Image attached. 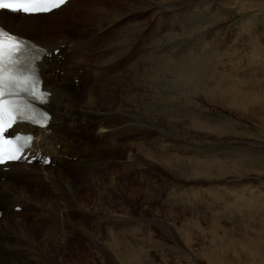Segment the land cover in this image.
I'll return each instance as SVG.
<instances>
[{"label": "rangeland", "instance_id": "1", "mask_svg": "<svg viewBox=\"0 0 264 264\" xmlns=\"http://www.w3.org/2000/svg\"><path fill=\"white\" fill-rule=\"evenodd\" d=\"M96 1L77 0L57 15L40 18V33L53 39L63 31L82 32L84 11ZM99 1L115 7L123 2L124 15L138 14L116 27L117 33L145 25L142 37L136 38L132 47L135 50L145 37L132 61H138L139 66L129 67V84L123 87L121 99L130 106H137L139 101L144 109L160 115L161 128L171 146L160 171L177 177L173 176L174 182L164 178L174 188L162 191L156 207L161 208L163 225L154 230L147 227L153 226L152 214L147 211L142 216L143 199L150 197L147 187L141 188L140 181L133 178L125 185V192L135 191L141 197L131 208L134 222L117 231L123 232L119 238L126 243L113 252L115 264H211V258H219L224 252L228 258L236 255L237 259L238 251L248 250L245 242H254L264 253V169L251 171L259 162L264 166V0ZM163 6L173 7V12L162 16ZM75 10L78 13L74 15ZM153 28V34L147 35ZM64 61L62 58L60 62ZM226 85L236 88L240 97L244 94L246 109L224 102L221 87ZM187 177L196 181H176L188 182L183 179ZM18 178L25 179V175ZM158 179L161 182L162 177ZM118 205L122 206L120 202ZM33 217L32 221L25 219L30 223L28 230L14 231L12 244L3 240L0 264H106L99 249L81 232L80 222L71 223L75 236L67 238L46 217ZM138 218H144L143 227L136 225ZM74 222H78L76 227ZM94 223L88 220L89 225ZM108 227L102 225L105 230ZM223 231L235 241L236 246L229 245L232 253L228 247L222 253L221 240H214V235ZM2 256L8 261H2Z\"/></svg>", "mask_w": 264, "mask_h": 264}, {"label": "bare ground", "instance_id": "2", "mask_svg": "<svg viewBox=\"0 0 264 264\" xmlns=\"http://www.w3.org/2000/svg\"><path fill=\"white\" fill-rule=\"evenodd\" d=\"M76 2L77 0H71L58 11L44 16L26 18L16 16L12 18L11 14L0 13V23L5 27L25 37L31 38L32 35H37L34 38L35 41L52 51L64 45L60 54L66 57L62 63L58 56H53L51 61H46L47 66L43 72L45 85L53 94L49 103L53 120L49 127L51 132H38V140L35 143L39 150L54 157L57 166L43 167L37 164L17 163L12 165L10 172L5 173L0 206L2 207L0 210L4 211L0 220V247L2 248L4 239H6L4 243L12 244L14 238L11 236L14 231L28 230L30 223H27L25 219L32 221V218H36L33 216L46 217L49 224L52 221V225L60 228L62 231L60 234L66 233L67 238L75 236L76 231H72L75 228L71 229V223L78 221L80 223L74 222L73 225L76 227L78 223L81 232L88 236L102 253L106 264H115L113 252L126 243L124 240L120 241L119 238L123 232L117 234V231L123 230L125 226L134 222L135 218H133L131 208L141 197L135 191H128L129 193L126 191V193L125 185L130 184L133 178L136 182L140 181L138 183L141 188L147 187V194L150 197H143L142 216L147 211L152 214L153 226L149 224L147 227L149 230H154V227L163 225L161 208L156 207L160 205L162 191L174 188L167 184L164 178L174 182L177 177L173 173L175 178L169 175L171 173L169 170V174L160 171L164 166V156L168 154L165 152L171 147L161 128L160 124L163 121L160 115L144 109L139 105V101L137 106H130L127 102H122L121 99L123 87L129 84L127 77L129 67L137 68L139 66L138 61L134 64L132 61L140 52L139 48L145 37L135 50L132 47L136 44V38L143 34L145 25L137 24L135 27L123 29V33H117L116 27L138 14L124 15L123 2L120 3L121 7H115L98 0L84 11L82 32L76 31V33L70 34L63 31L53 39L49 34L40 33V18L52 16ZM161 12L162 16L170 15L173 12V7L165 9L163 6ZM77 13L78 11L75 10L74 15ZM162 16L158 19L159 21L157 20L158 24H160ZM168 17L163 18L167 19ZM156 28L159 29L158 25ZM70 29L73 30L71 27ZM153 31L154 28L147 35L153 34ZM122 68L125 69L122 70ZM58 71L59 73H57ZM75 79H78L80 84L77 85L74 82ZM206 84L208 85V83ZM204 87L206 86L204 85ZM221 89H223V92L220 91L224 102L226 101L230 106L238 109L248 107V102L244 100V94L242 93L240 97L236 88L226 85ZM74 157H77L76 161L72 160ZM252 166L253 173H260L256 169H262V167L264 169L261 162L257 163L255 170ZM204 169L199 171L205 172ZM75 171H78L79 174L77 175ZM151 171L154 174L152 176L149 173ZM24 175L25 179L18 178ZM193 175L191 178L195 177L194 172ZM160 176L162 183L158 179ZM252 176L254 177V175ZM183 179L188 182L176 181L183 184H193L192 182L196 181L189 177ZM252 200L255 199L252 198ZM119 202L122 208L119 207ZM16 206H22L23 211L21 213L9 212V209ZM262 208H264L263 205ZM237 213L236 210L235 215ZM20 214L29 216V218H22ZM262 217L264 216L262 215ZM89 219L95 222L94 225L88 224ZM143 219L136 220L138 227H143V225L140 226ZM105 224L109 226L106 230L102 228V225ZM173 230L177 231L175 225H173ZM225 237H227L226 241L222 239ZM261 237L259 235L258 241ZM214 240H221L222 253L226 247L229 251L231 250L229 245L234 243L236 246L233 237L227 235L226 231H223L221 235L216 233ZM243 244H247L244 246L248 250L244 253L238 251L240 255L237 259L236 255L234 258H228L224 254L225 252L222 254L220 251L222 255L219 258H211L210 263L264 264L263 249L254 242ZM235 248L237 249V247H233V249ZM2 251L4 252V249ZM226 252L228 251L226 250ZM230 252L232 253V250ZM226 254L228 255L229 252ZM3 255L5 256L4 253ZM190 257L194 256L190 254ZM4 259L2 256L1 260Z\"/></svg>", "mask_w": 264, "mask_h": 264}, {"label": "snow or ice", "instance_id": "3", "mask_svg": "<svg viewBox=\"0 0 264 264\" xmlns=\"http://www.w3.org/2000/svg\"><path fill=\"white\" fill-rule=\"evenodd\" d=\"M68 0H0V9L14 13L40 15L66 5ZM43 49L0 28V165L24 158L32 137L17 135L6 139L5 133L17 122L46 126L49 117L23 99L22 94L44 101L48 95L39 90L35 62ZM8 146L7 149L5 146Z\"/></svg>", "mask_w": 264, "mask_h": 264}]
</instances>
